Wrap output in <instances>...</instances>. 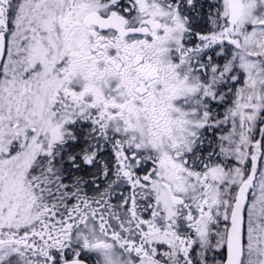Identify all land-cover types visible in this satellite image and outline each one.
<instances>
[{
	"label": "snow or ice",
	"instance_id": "6c2138e0",
	"mask_svg": "<svg viewBox=\"0 0 264 264\" xmlns=\"http://www.w3.org/2000/svg\"><path fill=\"white\" fill-rule=\"evenodd\" d=\"M0 264H264V0H0Z\"/></svg>",
	"mask_w": 264,
	"mask_h": 264
}]
</instances>
